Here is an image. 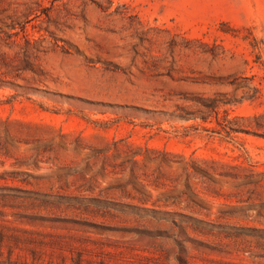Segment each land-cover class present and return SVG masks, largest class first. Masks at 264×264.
<instances>
[{"label": "rangeland", "instance_id": "rangeland-1", "mask_svg": "<svg viewBox=\"0 0 264 264\" xmlns=\"http://www.w3.org/2000/svg\"><path fill=\"white\" fill-rule=\"evenodd\" d=\"M0 264H264V0H0Z\"/></svg>", "mask_w": 264, "mask_h": 264}]
</instances>
